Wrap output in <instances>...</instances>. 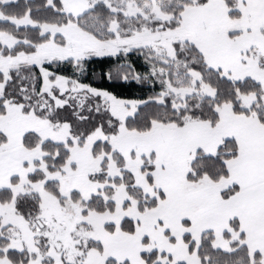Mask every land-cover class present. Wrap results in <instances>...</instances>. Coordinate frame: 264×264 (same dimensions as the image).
<instances>
[{
  "label": "snow or ice",
  "instance_id": "1",
  "mask_svg": "<svg viewBox=\"0 0 264 264\" xmlns=\"http://www.w3.org/2000/svg\"><path fill=\"white\" fill-rule=\"evenodd\" d=\"M0 264H264V0H0Z\"/></svg>",
  "mask_w": 264,
  "mask_h": 264
},
{
  "label": "trees",
  "instance_id": "2",
  "mask_svg": "<svg viewBox=\"0 0 264 264\" xmlns=\"http://www.w3.org/2000/svg\"><path fill=\"white\" fill-rule=\"evenodd\" d=\"M23 0H21V3ZM102 86L108 87L123 95H139V86L133 84H123L122 82L116 84H109L107 81L102 82Z\"/></svg>",
  "mask_w": 264,
  "mask_h": 264
}]
</instances>
